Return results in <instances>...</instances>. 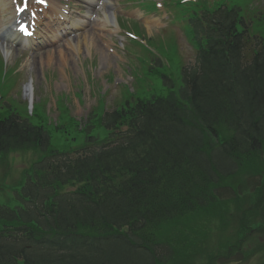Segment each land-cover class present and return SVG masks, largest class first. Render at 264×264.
Instances as JSON below:
<instances>
[{"label": "trees", "instance_id": "16d2710c", "mask_svg": "<svg viewBox=\"0 0 264 264\" xmlns=\"http://www.w3.org/2000/svg\"><path fill=\"white\" fill-rule=\"evenodd\" d=\"M234 18L225 14L186 77L191 107L173 95L139 102L118 143L94 153V171L85 159L71 170L76 160L55 153L43 178L23 186L20 206L0 205V264H194L206 236L199 223L215 218L199 207L246 173L262 197L239 213L236 231L252 228L264 214V48L245 63ZM16 116L0 115V152L48 148L46 133ZM71 171L84 182L66 194ZM200 210L184 240L183 220Z\"/></svg>", "mask_w": 264, "mask_h": 264}, {"label": "rangeland", "instance_id": "374dc122", "mask_svg": "<svg viewBox=\"0 0 264 264\" xmlns=\"http://www.w3.org/2000/svg\"><path fill=\"white\" fill-rule=\"evenodd\" d=\"M135 1L139 2L140 7L147 14L157 12L154 8L155 3L152 0ZM229 1L230 4L240 7L241 16L247 23L250 33L264 39V0ZM175 2L176 0L165 1L170 15L161 26L153 29L151 33L141 27L138 21L134 19L127 20V28L136 31L139 39L138 41L126 40L123 52L124 58L121 57L120 60H116L117 66L113 68L114 71H108L105 77L104 68L102 67L104 55H101L98 51L86 54L87 50L83 48L79 55L69 57V60L64 63L61 61L60 53L55 48V50H49L43 54L45 55L43 56L45 62L52 64L56 62L57 65V67L54 65L48 70L46 68L47 71L43 68L49 75L48 78H51V80L49 78V88L45 87V84L37 88V85L42 82V77L39 76L41 70L36 64L37 58L34 60L32 54L28 55L23 50L11 49V55L6 57L8 66L14 63L20 66L19 69L25 77L23 83H27L33 75L35 95L37 89L39 91L34 115H28L30 122L34 125H42L50 133L54 149L75 154L73 151L81 148L87 142L89 135L99 139L107 138L109 128L101 121V115L104 114L106 109H122L129 102L134 104L140 98L166 96L171 90L180 93V89L184 85L183 67L189 64L193 50L196 51L200 44L197 38H193L196 32L195 21L190 20L189 16L182 18L181 9L183 5L176 6L174 5ZM192 17L198 18L195 13L192 14ZM242 26L240 24L241 28ZM188 46L193 50L190 51ZM38 51H42L41 48ZM50 51L51 53H49ZM56 56L59 57L54 59ZM91 60H98L97 69H94L92 73L98 80L104 77V84L99 81L93 82V76L88 70L83 73L82 65H87ZM91 65L94 68L96 67L94 62H91ZM75 69H79V71L73 72ZM116 69L121 72L119 75L116 74ZM7 71L9 73L5 84L6 98L16 99L15 97L20 95L22 81L19 73L15 74L11 66L5 67V73ZM61 74L65 83L54 82V77L59 79ZM79 74L83 76L85 74L87 83L93 87L92 90L88 92L87 86L83 91L86 83L83 81L77 84L71 93L67 89L59 93L61 89H69L70 86L76 84ZM126 79H129V82H125ZM47 88L49 92L59 93L55 94L53 102L50 100V93L47 92ZM23 94L21 98L27 101ZM79 108L85 110L86 113L89 112V109L92 110L89 116L90 119L84 124L82 123V113L77 111ZM58 124L59 126H57ZM4 154L0 155V204L16 206L21 204V200L17 196V190L21 187L23 174L33 168L34 163L40 159L41 153L28 150ZM250 189H254L253 181L249 184ZM261 197L262 192L257 194L255 190L247 192L243 195L244 199L240 202V206L236 205L230 211L223 208L228 217L225 216L224 211L214 208L211 216L218 219L215 220L212 226L219 233H222L225 229L222 228V225L227 223V235L233 234V225L237 224L238 218H244L246 215H239V213L246 210L249 213L250 207ZM220 204L224 206V203ZM256 213L258 216L250 218L252 228L250 226V238L244 254L245 260H243L241 252L242 256L237 253L230 263L225 264H264V217H261L264 214L261 208ZM217 237L221 238L219 234L208 237L204 241L205 246L200 243L197 244V257H195L194 264H204L202 259H199L203 254V249L206 247L208 251V247L216 242Z\"/></svg>", "mask_w": 264, "mask_h": 264}, {"label": "bare ground", "instance_id": "6f19581e", "mask_svg": "<svg viewBox=\"0 0 264 264\" xmlns=\"http://www.w3.org/2000/svg\"><path fill=\"white\" fill-rule=\"evenodd\" d=\"M0 13L10 14L9 20L10 21L12 20V17H14L13 15H15V12H14L13 7H12L11 3L9 2V0H0ZM105 13L107 15V19L109 20L108 11H105ZM4 20H5L4 18H1V20H0V30L1 31H2L3 26H4V24H3ZM86 22L87 21H83V22L79 23L78 25H80V27H83V25H85ZM104 25H107V23H105ZM16 35L18 36V33L16 31H11L10 36L17 38ZM26 41H30V39H26ZM84 41H86L88 43L87 38H84ZM72 46H73L72 44H71V46H69V51H74V50H72ZM5 49L7 52H10V50H11L10 46H8V45H6ZM75 49H76V51H74L75 54L79 53L81 51V48H79L78 46ZM65 51L66 50H63V49L60 51L63 55L62 59H64V60L71 55V53L69 51H67L65 54ZM26 94L30 97L33 96V85H31L30 87L27 86Z\"/></svg>", "mask_w": 264, "mask_h": 264}, {"label": "snow or ice", "instance_id": "6c2138e0", "mask_svg": "<svg viewBox=\"0 0 264 264\" xmlns=\"http://www.w3.org/2000/svg\"><path fill=\"white\" fill-rule=\"evenodd\" d=\"M44 2H45V0H37V3H44ZM24 8H27V0H24L23 7L19 8V11H23ZM20 27H21L22 31L26 30V26L25 25L21 24Z\"/></svg>", "mask_w": 264, "mask_h": 264}]
</instances>
